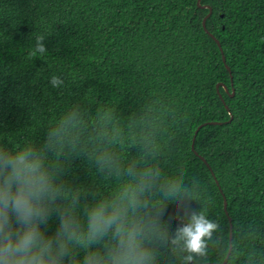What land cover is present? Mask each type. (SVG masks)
<instances>
[{
	"label": "trees",
	"instance_id": "obj_1",
	"mask_svg": "<svg viewBox=\"0 0 264 264\" xmlns=\"http://www.w3.org/2000/svg\"><path fill=\"white\" fill-rule=\"evenodd\" d=\"M54 129L46 163L82 201L159 167L157 188L180 176L218 224L191 264H264V0H0V147L44 149Z\"/></svg>",
	"mask_w": 264,
	"mask_h": 264
},
{
	"label": "clouds",
	"instance_id": "obj_2",
	"mask_svg": "<svg viewBox=\"0 0 264 264\" xmlns=\"http://www.w3.org/2000/svg\"><path fill=\"white\" fill-rule=\"evenodd\" d=\"M44 40L37 37L33 56L47 51ZM50 83L64 81L53 76ZM53 137L55 129L44 149L34 143L0 147V264H157L161 249L187 253L184 264L206 256L218 224L204 209L192 208L194 197L180 176L157 188L159 167L136 174L129 169L131 179L113 193L82 201L81 192L58 182L59 173L46 163ZM170 202L180 208L174 231L172 218L165 219ZM53 216L58 224L49 233Z\"/></svg>",
	"mask_w": 264,
	"mask_h": 264
},
{
	"label": "water",
	"instance_id": "obj_3",
	"mask_svg": "<svg viewBox=\"0 0 264 264\" xmlns=\"http://www.w3.org/2000/svg\"><path fill=\"white\" fill-rule=\"evenodd\" d=\"M202 7H207V8H209L210 10H209V13L204 17V19H203V26H204V28L206 29V21H207V18L211 15V13H212V6L211 5H208V4H205V5H202ZM215 39H216V41L218 42V44L221 46V43H220V41H219V39L218 38H216L213 34H211ZM223 59H224V61L226 60V58H225V56H223ZM227 68L230 70V72H231V69H230V67L229 66H227ZM231 77H232V79H233V75H232V72H231ZM218 87H219V85H218ZM227 89V88H226ZM220 94V93H219ZM220 96H221V94H220ZM219 123H221L220 121H208V122H204V123H202L198 128H197V130H196V132H195V136H194V139H193V143H192V147H193V149H194V141H195V137H196V134H197V132H198V130H199V128H201L202 126H204V125H207V124H219ZM204 160H205V158H204ZM206 161V160H205ZM224 207H225V209H227V200L225 199V201H224ZM230 221H231V218H230ZM233 226H232V224H231V230H230V248H229V253L228 254H226V258H225V260H224V262L223 263H225V262H227L228 261V259H229V254L231 253V250H232V238H233ZM192 262L190 261L189 262V264H191ZM209 264H222V263H220V262H211V263H209Z\"/></svg>",
	"mask_w": 264,
	"mask_h": 264
}]
</instances>
